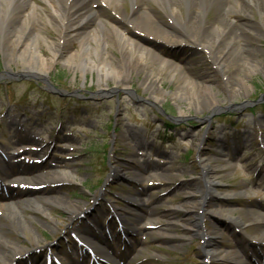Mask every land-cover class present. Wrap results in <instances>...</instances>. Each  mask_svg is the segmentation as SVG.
<instances>
[{
	"label": "rangeland",
	"instance_id": "obj_1",
	"mask_svg": "<svg viewBox=\"0 0 264 264\" xmlns=\"http://www.w3.org/2000/svg\"><path fill=\"white\" fill-rule=\"evenodd\" d=\"M36 1L44 20L52 7L47 0ZM143 1L159 9V14L166 10L155 0ZM219 1L227 5L230 17L225 10H210L203 14L205 24L215 19L241 20L237 2L247 5L246 0ZM132 8L131 0H124L117 12L110 6L100 14L125 16ZM186 11V7L180 11L181 17ZM18 15L19 24L24 26V12ZM251 17L259 21L260 9L252 8ZM121 28L127 33L132 30L131 25ZM36 30L64 52L49 66L48 76L28 71L27 58L12 57L3 49L7 43L11 49L15 46L1 30L0 22V160H8L0 163V186L17 193L24 188L21 199L33 198L30 193L39 189L37 186L20 189L11 182L21 178L15 173L24 165L49 180V187L59 189L63 202L33 199L11 217L29 218L24 230L10 228L4 235L20 245L16 259L22 261L10 263L7 258L3 264H204L205 240L191 230L194 228L189 222L195 217L184 204L195 201L193 211L203 213L205 208H198L222 193L233 199L256 200L264 206V28L260 29L263 37L255 40L257 53L250 57L253 70L231 63L225 76L217 69L214 57H230L233 62L240 55L242 40H232L222 53L223 39L206 47L192 40L150 38L145 49L136 47L126 53L113 40H108L104 49L91 40L99 54H106L118 67L123 64L131 69L124 78L110 74L100 79L97 71L83 72L66 62L64 54L77 52L80 54L73 62L79 63L84 42L61 41L63 28L52 27L45 20ZM38 44L45 58L52 57L44 40ZM91 57L99 62L94 52ZM230 81L236 84L237 92L229 91ZM124 83H131L130 91ZM202 84L215 91L199 88ZM194 91L204 97L212 93L219 107L203 108L191 97ZM215 137L220 138L219 143ZM232 141L235 145L227 149ZM211 148L221 152L213 156L222 159L213 163L219 182L208 190L200 158L207 159ZM45 165L72 176L53 183ZM200 189L204 195L196 193ZM8 194L6 191L0 196L4 214L11 213L10 204L15 201ZM68 202L74 208L81 205L90 215L77 210L71 214L64 206ZM224 205L214 204L213 208L221 213L229 204ZM230 207L233 215L227 217L204 211V226H218L223 232L219 241L234 243L220 245V264H229L233 250L241 260L246 259L240 253L235 227L261 243L244 242L250 254L247 262L264 264V240L247 227L255 216L245 204L235 202ZM259 213L264 215V208ZM239 216L244 222L237 226L234 218ZM85 227L105 230V239L88 237L102 247L103 254L89 255L77 248L74 233ZM132 227L139 230L133 232ZM161 228L169 231L163 233Z\"/></svg>",
	"mask_w": 264,
	"mask_h": 264
},
{
	"label": "bare ground",
	"instance_id": "obj_2",
	"mask_svg": "<svg viewBox=\"0 0 264 264\" xmlns=\"http://www.w3.org/2000/svg\"><path fill=\"white\" fill-rule=\"evenodd\" d=\"M47 1L50 3L52 10L50 13L45 14V23L52 27L59 28L61 26V28H63V34L60 37L61 41L66 42L68 40L80 39L84 42V46H86L85 50L81 53L79 63L73 62L74 58L80 54L77 52H67V54H64L68 57L66 62L74 65L73 67L80 68L83 72L86 70L97 71L99 79L107 78L110 74L114 77L122 76V78H124L130 75L131 69L129 66H124L123 64H121V67H118L110 61L106 54H99L98 48L92 45L91 40L100 44L99 46L103 47V49L107 45L108 40H113L114 42H117L122 53H126V51L133 50L136 47L145 49L147 46L145 41L150 38L176 42L192 40L194 43L198 42L199 45L206 47L218 44L220 40L223 39L225 42L221 44V53L224 49H228L231 46L232 40H242L243 42L239 47L240 55L237 59H233V62L228 59L230 57H225L224 59L222 55H215V65L224 75L227 66L231 63L232 65L242 63L250 70H253L255 64L250 57L257 53V49L254 46L255 40L263 37V33L260 29L262 27L264 28V0H246L247 5H241L237 2L239 10L237 15L241 18L238 22L227 18L222 21L215 19V22L211 24H209L208 21H206L205 24L203 20V14L210 10H213L215 13L219 9L225 10L227 16L230 17V11L227 5L219 3V0H155L159 5H161L162 9V5H165L166 10H162L163 14H159L161 12L159 9L145 3L143 0H131L133 8L129 14L122 16L117 13V15L110 17H105L104 13L102 15L100 12H105L110 6L117 12L118 5H122L124 0ZM184 7L187 8V11L185 12L184 17H181L180 11ZM254 7L259 8L261 13L260 20H257L256 22H254L251 17L252 8ZM40 9L41 7L36 0H0L1 30L7 32L6 38L15 46L11 49L7 43L3 46V49L6 52L10 51L12 57H14V55H18L22 59L27 58L26 61L28 62V65H30L28 67V71H34L43 76H48L49 66L61 55H63L64 52L60 46H54L52 42L47 41V38L36 30V28H41L44 24V20L41 19ZM23 12L24 26L19 24L18 18V14ZM216 22L217 24H215ZM89 23L91 24L89 25ZM122 25H131L132 30L127 33L123 28H121ZM17 32L19 33L17 34ZM40 39L47 43V47L52 53V57L49 59L45 58L44 54L39 49L38 40ZM92 52L100 58L99 62L95 61L91 57ZM140 56L143 57V52ZM241 80L244 85L246 83L245 78L243 77ZM124 84V88L130 91L131 83ZM228 87H230L229 91L237 92L236 84H233L231 81L229 82ZM199 88H204L206 91H208V89L215 91L214 88L210 87V85L207 86L206 84L199 85ZM193 93L194 95L191 97L193 99H197L199 102L198 104H200L203 108H211L215 110L219 107L215 97L211 98L212 93L205 97L199 95L195 91ZM219 140V137H215V141L217 143L220 142ZM261 141L264 142V137ZM233 145H235V142H230V147L227 149H230ZM208 153L211 155L207 159L204 158V156H201L200 164L203 168L202 178L204 181V187H207L209 190L211 187L216 186L219 182V179L216 176L217 168L213 163L220 161L222 158L213 156H218L221 153L216 148H211L210 151L207 150V154ZM44 160L47 161L48 158L43 159L42 161ZM5 162H7V160H5ZM10 166L11 164H9V167ZM45 168H48V166ZM48 169H50L48 173L50 177H52L50 180H53V183L65 182V180L70 179L72 176L61 172L58 173L57 171L51 169V167ZM18 170L19 171L18 173H15V176L21 175V178L11 181L15 184V186L18 185L20 189L23 188L24 185L37 186L39 189L30 193L33 198L24 200L21 199V196L24 193V188L19 190L20 192L17 193L11 187L5 188L4 186H0V196L5 195V192L8 191L9 198L15 200L10 204L12 208L11 213L4 214L3 210L0 211V264H3L7 258H9L10 263H16V261L17 263H20L22 261L21 258L16 259L19 255L20 245L14 243L13 240L11 241L7 239L4 235L9 232L10 228L24 230V222L29 218L24 220V218L21 217H11L19 213L20 208H24L25 203L33 199H45L50 203L54 202V200H59V202L62 201V196L60 197V195H58L60 193L59 189L49 187V180L42 178L41 174H36V172L30 170L28 167H24V165L19 167ZM35 170L39 171V169ZM139 175L140 174L137 173V176ZM37 192L41 194L38 195ZM196 193L204 195L202 189L198 190ZM196 193L192 192L194 195ZM18 198L20 200H18ZM132 199H134V196ZM213 200H206V204H204L203 207L200 206L198 208H205L203 213H201L202 211L200 213L193 211L195 201H190L191 203L187 202L183 205V207L195 217L189 222L194 228L191 230L202 236L205 240L203 247V258L205 260L204 264H220L222 259L220 247L231 246L234 244L233 242L228 241L223 244L219 241L223 232L218 226L211 224H209V227L204 226L205 210L208 211L207 214H211L215 217L217 216V213L218 215L227 217L228 214L233 215L229 212V207L230 205L232 206L235 204V202L249 206V214H253L255 216V221L247 227L254 233L259 232L261 235L260 240H264V215L259 213V210L264 208L262 203L256 200H244L242 198L233 199L222 193L214 196ZM214 204H223V206H225L224 204L229 205L226 206L227 209L222 206L227 211L223 210L220 213L219 210L213 208ZM69 205L70 203L68 202L65 203L64 206L68 208V211L71 212V214H76L77 210L78 213L82 212L85 215H90L88 211L83 212L84 209L81 205H77V207L75 206L76 208ZM39 209L40 208H38V210ZM243 216L247 218L248 215ZM234 219L237 226L242 225L244 222V218L242 219L241 216ZM235 228H233L234 234L237 236V240L239 241L237 244L244 253L247 254V248L245 247L244 242L251 245L261 244L257 240H253L252 237L245 236L242 232L237 231ZM137 229L132 227L131 230L135 232ZM161 230H164L163 233L169 231L168 228H161ZM104 232H97L87 227L77 229L74 233L75 238L77 239V248H82L86 254H103L105 251L102 250V247L97 242H91L88 240V237L92 236L96 239H105L107 235L104 234ZM53 261L56 262V260ZM232 261L233 262H230L229 264H252L247 261H241L238 257H235Z\"/></svg>",
	"mask_w": 264,
	"mask_h": 264
}]
</instances>
